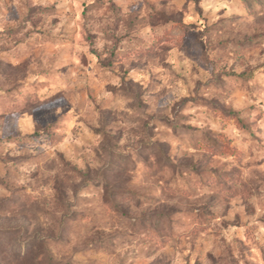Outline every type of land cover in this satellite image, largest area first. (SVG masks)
Returning a JSON list of instances; mask_svg holds the SVG:
<instances>
[{
	"label": "rangeland",
	"instance_id": "obj_1",
	"mask_svg": "<svg viewBox=\"0 0 264 264\" xmlns=\"http://www.w3.org/2000/svg\"><path fill=\"white\" fill-rule=\"evenodd\" d=\"M6 201L67 264H264V0H0Z\"/></svg>",
	"mask_w": 264,
	"mask_h": 264
},
{
	"label": "trees",
	"instance_id": "obj_2",
	"mask_svg": "<svg viewBox=\"0 0 264 264\" xmlns=\"http://www.w3.org/2000/svg\"><path fill=\"white\" fill-rule=\"evenodd\" d=\"M233 114L237 115L238 113L233 111ZM43 134V131L41 132V130H36L28 136H23V138H32L31 140H33L37 137H41ZM19 139L21 138L19 137L17 140ZM158 145L153 146V148H159V153L156 154L162 157L164 156L166 160H169L166 150ZM122 156L124 157L125 155ZM108 157L110 159V165L108 164L105 168L96 172V176L98 177L97 184L104 189L105 202L111 206L114 211H121L118 199L120 197L119 192H124V189L117 188V185L119 184L118 180L115 178V175L117 173L126 171L127 168L119 167L116 164L117 161L114 159L113 153H108ZM126 160L127 159L124 157L123 162H126ZM167 164L169 165V163H165L166 166H168ZM10 209L11 207L9 201L1 203V212H10ZM68 216L69 215H66L61 218V221L59 222V224L61 223L62 226H60V231L51 230V225L50 231L42 234L37 231L33 233L31 226L25 227L23 229L17 227L12 228L11 230L5 229V234L0 235V247L2 246L1 244L3 241L9 242L10 246L8 245V249L6 247V249L0 248V258H3L2 260L6 264H67L64 259L55 257V254L50 247V242L63 238L64 233L62 230L63 226L65 225V219ZM15 240L18 242L13 245Z\"/></svg>",
	"mask_w": 264,
	"mask_h": 264
}]
</instances>
